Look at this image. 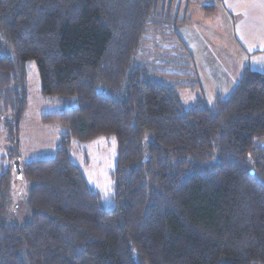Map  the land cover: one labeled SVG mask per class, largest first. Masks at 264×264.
Masks as SVG:
<instances>
[{
    "label": "trees",
    "instance_id": "1",
    "mask_svg": "<svg viewBox=\"0 0 264 264\" xmlns=\"http://www.w3.org/2000/svg\"><path fill=\"white\" fill-rule=\"evenodd\" d=\"M183 3L0 0V264H264V72L246 66L228 95L185 107L177 90L195 75L170 69L195 66ZM32 61L59 140L23 162ZM111 136L105 208L72 144ZM17 178L26 219L9 211Z\"/></svg>",
    "mask_w": 264,
    "mask_h": 264
},
{
    "label": "crops",
    "instance_id": "2",
    "mask_svg": "<svg viewBox=\"0 0 264 264\" xmlns=\"http://www.w3.org/2000/svg\"><path fill=\"white\" fill-rule=\"evenodd\" d=\"M201 4H213L215 8L207 13ZM181 8L183 17H190L182 26L193 22L208 29L179 28L194 55L198 74L208 85L207 99L228 95L246 66L264 72V0H185Z\"/></svg>",
    "mask_w": 264,
    "mask_h": 264
},
{
    "label": "rangeland",
    "instance_id": "3",
    "mask_svg": "<svg viewBox=\"0 0 264 264\" xmlns=\"http://www.w3.org/2000/svg\"><path fill=\"white\" fill-rule=\"evenodd\" d=\"M185 3L182 4V7ZM183 17V9L181 8ZM203 21H198L202 24ZM188 25L182 26L181 28L190 27L196 28L200 32L208 31L204 26H197L193 22H187ZM195 36V34H193ZM152 51V50H151ZM151 51H145V55L142 57L150 63H156L159 57H154V53ZM145 63L147 66L154 68V64ZM157 64V63H156ZM30 71L28 75V87H29V106L25 115V121L22 126V155L21 160L23 162L40 158L46 155H50L51 150L55 149L56 144L59 140L57 134V127L53 125H43L40 121L42 114L53 111L56 105L51 103H46L40 94V79L38 74L37 65L34 61L30 63ZM169 68V67H168ZM170 69L175 72L189 73L195 75L194 82L198 83V86L179 88L177 92L185 107L192 106L196 101L197 97L203 95L206 98L208 95V85L204 79L197 72L195 66L182 65L171 66ZM212 73V72H210ZM216 75H221L215 73ZM161 75V74H160ZM159 75V76H160ZM181 76L177 75H161L159 79L168 84H179L181 81ZM208 80L212 82L211 77ZM193 82V83H194ZM186 84V83H185ZM201 98V97H200ZM26 135V136H25ZM25 137L28 139L25 140ZM8 143L6 141V136L4 130L0 129V155L6 152V147ZM86 151L87 158L84 157V152ZM72 157L73 160L80 166L86 177V180L95 188L100 194L101 205L105 208H112L115 205L114 200V181L112 180V169L116 166L117 159V142L116 138L111 137H100L92 141L80 142L75 141L72 144ZM14 183V189L16 192H12V187L10 189V214H14L15 218H27V209L25 207V189H27L28 184L24 179L17 178ZM16 193V194H15ZM25 216V217H23Z\"/></svg>",
    "mask_w": 264,
    "mask_h": 264
},
{
    "label": "water",
    "instance_id": "4",
    "mask_svg": "<svg viewBox=\"0 0 264 264\" xmlns=\"http://www.w3.org/2000/svg\"><path fill=\"white\" fill-rule=\"evenodd\" d=\"M16 164L18 165V164H19V162H18V161H16Z\"/></svg>",
    "mask_w": 264,
    "mask_h": 264
}]
</instances>
